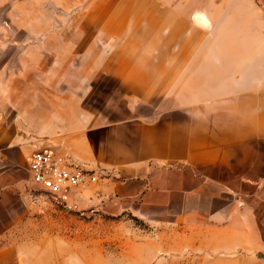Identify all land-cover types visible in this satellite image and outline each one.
I'll use <instances>...</instances> for the list:
<instances>
[{
	"label": "crops",
	"instance_id": "1",
	"mask_svg": "<svg viewBox=\"0 0 264 264\" xmlns=\"http://www.w3.org/2000/svg\"><path fill=\"white\" fill-rule=\"evenodd\" d=\"M59 4L84 12V49L59 52L58 91L14 121L24 131L0 128V264H61L11 238L40 190L28 158L44 149L97 176L65 207L154 227L126 264H264V0ZM103 75L125 98L88 106Z\"/></svg>",
	"mask_w": 264,
	"mask_h": 264
},
{
	"label": "rangeland",
	"instance_id": "2",
	"mask_svg": "<svg viewBox=\"0 0 264 264\" xmlns=\"http://www.w3.org/2000/svg\"><path fill=\"white\" fill-rule=\"evenodd\" d=\"M59 2L0 0V128L34 116L38 95L58 91L57 68L68 61L58 58L60 51L84 49V43L75 39L74 27L84 12L68 10ZM92 49L99 50V43H93ZM74 63L78 66L83 59L76 58ZM121 89L116 79L103 75L91 85L86 104L104 108L125 98ZM14 124L16 131L23 129ZM25 125L29 131L35 124ZM31 194L27 218L12 228L11 238L49 248L41 250L43 257L56 258L61 264H68L67 260L71 264H126L128 246L148 239L154 228L130 214L110 216L93 209L79 210L57 203L42 190L32 189Z\"/></svg>",
	"mask_w": 264,
	"mask_h": 264
},
{
	"label": "built area",
	"instance_id": "3",
	"mask_svg": "<svg viewBox=\"0 0 264 264\" xmlns=\"http://www.w3.org/2000/svg\"><path fill=\"white\" fill-rule=\"evenodd\" d=\"M28 162L33 182L63 206H68L74 189L97 181L92 170L74 163L57 150H37Z\"/></svg>",
	"mask_w": 264,
	"mask_h": 264
},
{
	"label": "trees",
	"instance_id": "4",
	"mask_svg": "<svg viewBox=\"0 0 264 264\" xmlns=\"http://www.w3.org/2000/svg\"><path fill=\"white\" fill-rule=\"evenodd\" d=\"M133 217V216H132ZM133 218H135V217H133Z\"/></svg>",
	"mask_w": 264,
	"mask_h": 264
}]
</instances>
